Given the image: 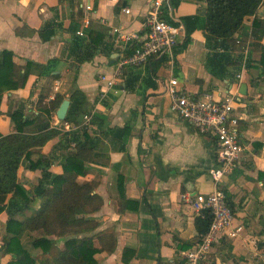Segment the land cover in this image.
Instances as JSON below:
<instances>
[{"label":"crops","instance_id":"obj_1","mask_svg":"<svg viewBox=\"0 0 264 264\" xmlns=\"http://www.w3.org/2000/svg\"><path fill=\"white\" fill-rule=\"evenodd\" d=\"M150 1L0 0V52L14 53L18 79L29 60L50 63L51 68V73L43 74L33 68L25 85L3 92L0 133L16 131L9 111L22 109L30 120L47 119L40 106L58 94L69 99L78 87L87 99L86 112L77 122L60 120L57 109L50 127L62 134L35 147L20 165L18 181L33 201L15 218L31 216L41 206L34 186L42 169L29 168L31 161L41 156L52 159L49 170L68 176L62 161L77 152L84 163L77 180L93 182V192L104 200L92 214L99 222L95 232L116 237L112 250L95 254L97 264L181 262V252L201 235L196 220L203 211L196 207L195 195L214 189L210 169L218 162L216 140L199 133L171 108L167 84L175 76L188 94L234 98L242 154L222 182L234 221L214 243L211 258L216 264H264V73L261 51L254 45L258 39L252 33L256 21L261 25L257 34L264 30V0L256 14L244 18L222 60L218 54L226 52L224 47L216 49L206 41L207 0H169L163 16L180 27L173 54L126 64L119 74L120 60L146 35ZM125 34L137 37L126 39ZM259 41L264 44V34ZM126 126L123 134L113 131ZM65 131L78 132L81 143H67ZM8 218L7 211L0 213V264L14 259L2 250L4 237L12 235L7 232ZM236 228L237 234L230 235ZM40 235L42 231L27 235L25 247L34 252L32 239ZM50 237L55 243L37 263L64 248L66 237ZM95 245L100 246L99 240Z\"/></svg>","mask_w":264,"mask_h":264},{"label":"trees","instance_id":"obj_2","mask_svg":"<svg viewBox=\"0 0 264 264\" xmlns=\"http://www.w3.org/2000/svg\"><path fill=\"white\" fill-rule=\"evenodd\" d=\"M262 1L207 0L204 31L208 46L216 49L222 46L226 51L229 40L242 27L244 18L256 14ZM259 27L261 25L256 21L252 33L258 39L254 45L261 51L260 63L264 73V44L259 41L264 30L257 34ZM188 40L189 37L187 42ZM136 46H133V49ZM227 53L221 52L218 56L222 60ZM13 58L14 53L10 50L0 52V103L4 91L25 85L33 68L39 69L42 74L51 73L50 63L42 64L29 60L24 73L18 79ZM64 98L65 96L58 94L52 101L40 106L47 114V119L37 116L30 120L24 116L22 109L9 111L15 121L16 131L9 134L0 133V213L7 211V232L12 234L4 237L2 250L14 256L8 264H97L95 254L99 250H112L116 244L113 233L95 232L99 222L92 214L100 210L104 200L101 195L93 192V182L81 183L77 180L84 165L77 152H70L62 161L68 176L49 170L52 159L41 156L36 162L31 161L29 168L42 169V176L34 186V196L41 199V206L31 216L15 218L17 214L29 208L33 201L30 193L18 181V169L24 159H30L35 147L44 145L59 133L62 134L61 130L50 127V118ZM69 99L71 103L64 122H77L86 112V94L77 87ZM30 125L34 126L32 130L28 128ZM113 131L123 134L127 131V126L118 127ZM63 135L67 143H81L78 132L65 131ZM120 191L125 198L122 180ZM212 220L213 215L209 210H204L197 217L196 224L200 234L207 232ZM33 231H42V235L32 239L34 252L28 250L23 242ZM50 236L66 237L65 246L56 257L37 263V259L48 254L55 243V239ZM96 240H99L100 246L95 245Z\"/></svg>","mask_w":264,"mask_h":264},{"label":"built area","instance_id":"obj_3","mask_svg":"<svg viewBox=\"0 0 264 264\" xmlns=\"http://www.w3.org/2000/svg\"><path fill=\"white\" fill-rule=\"evenodd\" d=\"M169 0H151L146 14V35L132 54L124 56L118 64L121 74L126 64L138 65L150 59L173 54L178 43L180 27L166 20L163 16L164 6ZM87 8L91 9L88 5ZM129 12V8H126ZM84 34L83 32H79ZM137 37L134 34L123 35L126 39ZM114 80H109L113 84ZM167 91L172 97L171 108L199 133L211 135L217 142L218 165L210 169L214 189L208 193L195 195L196 207L202 211L209 210L213 215L212 223L195 244L181 252L182 260L178 264H216L211 258L214 243L222 236L234 221V213L227 203V194L222 186L224 177L232 171L242 154V145L237 130V118L234 114V98L217 99L212 95L194 96L180 87L179 79L172 76L167 84ZM184 198L192 201L189 194ZM240 228L230 231L234 236Z\"/></svg>","mask_w":264,"mask_h":264},{"label":"water","instance_id":"obj_4","mask_svg":"<svg viewBox=\"0 0 264 264\" xmlns=\"http://www.w3.org/2000/svg\"><path fill=\"white\" fill-rule=\"evenodd\" d=\"M70 103H71L70 99H64L61 105L59 106L57 110V117L60 120H65L68 109L70 107Z\"/></svg>","mask_w":264,"mask_h":264}]
</instances>
